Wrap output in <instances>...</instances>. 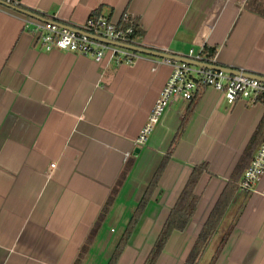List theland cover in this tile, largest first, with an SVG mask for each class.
<instances>
[{
  "label": "crops",
  "instance_id": "0c3cea01",
  "mask_svg": "<svg viewBox=\"0 0 264 264\" xmlns=\"http://www.w3.org/2000/svg\"><path fill=\"white\" fill-rule=\"evenodd\" d=\"M19 1L72 27L101 7L116 24L128 14L142 29L139 46L207 59L213 52L216 65L264 76V0ZM35 19L0 3V264H109L179 131L117 264H146L193 168L208 163L189 227L172 233L155 263L185 264L235 178L264 105L230 104L221 92L201 89L195 101L174 100L139 145L171 63L148 54L131 65L111 56L97 63L45 51L26 23ZM215 239L207 264H264V175L251 191L239 190L209 246Z\"/></svg>",
  "mask_w": 264,
  "mask_h": 264
},
{
  "label": "built area",
  "instance_id": "2783aa9c",
  "mask_svg": "<svg viewBox=\"0 0 264 264\" xmlns=\"http://www.w3.org/2000/svg\"><path fill=\"white\" fill-rule=\"evenodd\" d=\"M17 5L18 0H5ZM129 15H125L127 18ZM32 24V32L36 42L45 51L61 50L77 52L92 57L97 63H102L109 56L117 63L133 64L145 54L112 43H107L97 37L119 42L137 45L133 38V28L123 30L109 18L100 15H91L86 23L80 27L69 29L54 19L27 20ZM186 57L209 65H216L213 57L207 59L202 53L195 54L193 50ZM171 63L173 71L165 87L162 89L150 115L144 125L137 144L144 145L148 142L155 128L160 123L166 110L176 99L192 101L201 89L213 88L221 92L228 103L235 104L239 100L264 105V80L245 74L231 73L227 70L216 69L208 65H195L186 62L173 61L164 58ZM51 167H55L53 163ZM264 175V141L258 147L250 165L244 172L239 183L241 190L251 191L254 185Z\"/></svg>",
  "mask_w": 264,
  "mask_h": 264
},
{
  "label": "trees",
  "instance_id": "16d2710c",
  "mask_svg": "<svg viewBox=\"0 0 264 264\" xmlns=\"http://www.w3.org/2000/svg\"><path fill=\"white\" fill-rule=\"evenodd\" d=\"M16 1V0H15ZM18 6L23 7L20 1L18 0ZM92 15L94 16H100L103 15L102 7L95 11ZM128 15V14H126ZM104 16V15H103ZM118 27L126 30L128 28H133V38L137 40V45H139L138 40L143 36L142 29H140V26L138 25V22L131 17L125 18V16L119 21ZM209 55L212 57L213 52H210ZM198 98V93L196 97L193 99L195 101ZM190 112L187 114V117L189 116ZM186 123V119L184 120L182 124V128H184ZM180 133V131H179ZM179 133L176 134L174 140L172 141V144L169 148V151L167 155L164 157L161 165L155 172L152 180L150 181L142 199L139 201L135 212L131 216L129 222L126 225V228L119 240V243L115 249V252L113 253V256L109 262V264H117L119 258L121 257L122 253L124 252L125 248L131 241L132 236L134 235L139 222L141 221L144 213L146 212V209L150 202L153 200V197L157 191V188L159 186L160 177L162 175V172L164 171V167L166 166V163L168 159H170L171 151L174 147V145L178 141ZM264 141V117L262 118L260 124L258 125V128L256 129V132L254 136L252 137L249 145L247 146L244 155L235 170L233 180L226 186L225 190L223 191L218 203L216 204L215 208L213 209L210 217L208 218L205 226L203 227L200 235L198 236L190 255L185 262V264H198L199 259L201 258L202 254L206 251L208 248L211 239L213 236L217 233L219 230L221 223L223 222L230 206L233 203V200L236 196V194L241 189L240 186L237 184L239 175L246 169L251 163L252 158L254 157L258 147L263 143ZM209 168L208 163H203L201 165L195 166L193 168V171L183 189L181 192L177 202L175 203L174 207L172 208L169 217L167 218L150 254L147 259L146 264H155L159 255L165 248L170 236L172 233L176 230L183 231L189 227V224L196 212L197 205L199 202V197L195 193V188L203 175V173ZM124 178V177H123ZM122 183V179L119 180L117 187ZM115 190L116 191V188ZM224 242V240H223ZM223 244V243H221ZM214 259L212 260L211 264H213Z\"/></svg>",
  "mask_w": 264,
  "mask_h": 264
},
{
  "label": "water",
  "instance_id": "95a60500",
  "mask_svg": "<svg viewBox=\"0 0 264 264\" xmlns=\"http://www.w3.org/2000/svg\"><path fill=\"white\" fill-rule=\"evenodd\" d=\"M0 3L6 5L7 7L12 8V9H14L16 11H19V12H21L23 14L31 16L33 18L41 19L43 21L47 20V19H44V17L38 15L37 13H35V12L31 11V10L23 9L20 6L8 3L5 0H0ZM62 26L66 27V28H69V29H74V27L66 25V24H62ZM97 38H99L100 40H103V41H105L107 43H112V44H115V45H119V46H122V47H125V48H128V49H132V50H135V51L143 53V54L153 55V56H157V57L170 59V60H173V61L186 62V63H190V64H195V65H208V66H212L213 68H216V69H223V70H227V71H229L231 73H236V74L240 72V70H236V69H233V68H230V67H224V66H220V65H209V64H207L205 62L195 61V60L190 59V58H188L186 56L174 55V54H171V53H168V52H165V51H157L155 49H150V48H146V47L139 46V45H131V44H125V43H119V42H112V41H110L108 39H103V38H100V37H97ZM244 73L249 75V76H251V77H256V78H260V79L264 80V76L255 75L253 73H248V72H244Z\"/></svg>",
  "mask_w": 264,
  "mask_h": 264
},
{
  "label": "rangeland",
  "instance_id": "374dc122",
  "mask_svg": "<svg viewBox=\"0 0 264 264\" xmlns=\"http://www.w3.org/2000/svg\"><path fill=\"white\" fill-rule=\"evenodd\" d=\"M119 230V229H118ZM217 239H215L212 244L208 247L207 251L205 252L200 264H207L212 256L215 247H216Z\"/></svg>",
  "mask_w": 264,
  "mask_h": 264
}]
</instances>
